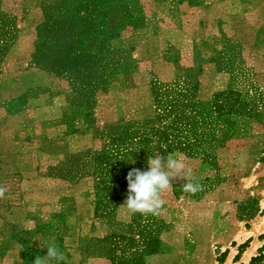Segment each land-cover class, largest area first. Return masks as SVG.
<instances>
[{
    "label": "rangeland",
    "instance_id": "rangeland-1",
    "mask_svg": "<svg viewBox=\"0 0 264 264\" xmlns=\"http://www.w3.org/2000/svg\"><path fill=\"white\" fill-rule=\"evenodd\" d=\"M51 1L0 0L16 17L14 38L0 56V186L7 189L0 199V264H33L25 262L29 248L43 257L41 245L53 239L65 256L60 264H109L79 249L82 240L108 231L94 218L90 182H69L56 176L57 167L71 153L96 147L93 132L104 125L148 113L153 79L171 81L192 69L199 100L228 86L264 94V0H129L140 25L111 41L126 50V65L96 94L89 127L66 81L30 58L41 8ZM263 148L264 122L237 118L217 154L218 179L195 158L160 154L185 157L202 190L185 193L186 180L171 181L157 215L168 224L166 249L148 264H248L258 254L264 264ZM123 203L113 220L133 215Z\"/></svg>",
    "mask_w": 264,
    "mask_h": 264
},
{
    "label": "trees",
    "instance_id": "trees-1",
    "mask_svg": "<svg viewBox=\"0 0 264 264\" xmlns=\"http://www.w3.org/2000/svg\"><path fill=\"white\" fill-rule=\"evenodd\" d=\"M128 5L129 0H53L41 8L42 20L36 27L30 58L66 81L73 93L74 110L87 127L93 122L96 94L106 88L109 79L122 75L126 65L122 55L126 50L113 47L111 41L126 28L140 25L141 18L129 13ZM15 20L0 2V56L14 38ZM190 71L171 81L151 80L148 113L104 125L93 132V139L99 142L96 147L71 153L57 167L56 176L69 182H90L94 218L108 225L106 233L80 242L83 254L109 264H148L149 257L162 254L166 249L162 234L168 230L163 219L139 213L127 222L112 219L116 207L126 199L128 171L147 170V159L154 153L176 151L197 159L212 173L211 179H218L217 154L231 139L236 119L264 122V94L260 91L228 86L199 100L195 73ZM262 153L264 157V148ZM41 253L29 248L25 262ZM262 258L258 254L248 264H258Z\"/></svg>",
    "mask_w": 264,
    "mask_h": 264
},
{
    "label": "clouds",
    "instance_id": "clouds-1",
    "mask_svg": "<svg viewBox=\"0 0 264 264\" xmlns=\"http://www.w3.org/2000/svg\"><path fill=\"white\" fill-rule=\"evenodd\" d=\"M186 158L177 154L167 157L154 153L147 159V170L133 168L126 175L127 196L120 206L130 214L139 213L143 216L158 215L165 201L162 194L172 188L173 179L186 180L182 185L185 193L196 194L202 190L199 183L192 182L191 169L185 163ZM7 189L0 186V199L5 198ZM46 247V255L36 256L33 264H60L65 259L64 253L53 239ZM23 245H18V252ZM17 252V253H18Z\"/></svg>",
    "mask_w": 264,
    "mask_h": 264
}]
</instances>
